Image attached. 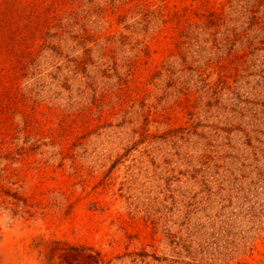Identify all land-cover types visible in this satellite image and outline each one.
Returning <instances> with one entry per match:
<instances>
[{
  "label": "rangeland",
  "instance_id": "374dc122",
  "mask_svg": "<svg viewBox=\"0 0 264 264\" xmlns=\"http://www.w3.org/2000/svg\"><path fill=\"white\" fill-rule=\"evenodd\" d=\"M0 264H264V0H0Z\"/></svg>",
  "mask_w": 264,
  "mask_h": 264
}]
</instances>
